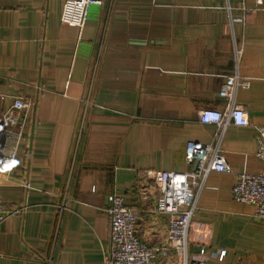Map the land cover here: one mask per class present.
Segmentation results:
<instances>
[{
  "label": "crops",
  "instance_id": "crops-1",
  "mask_svg": "<svg viewBox=\"0 0 264 264\" xmlns=\"http://www.w3.org/2000/svg\"><path fill=\"white\" fill-rule=\"evenodd\" d=\"M101 1L81 26L80 0H0V128L16 99L34 102L11 170L0 174L5 209H24L0 225V264H102L112 194L136 211L144 243H163L169 216L152 212L158 192L145 177L193 170L186 145L213 141L216 127L199 113L225 109L219 92L235 42L251 83L238 94L250 125L227 129L222 154L234 173L264 171V7L229 0L253 9L242 21L226 0ZM234 173L208 177L192 261L264 264V219L233 199ZM221 251L222 262L211 257Z\"/></svg>",
  "mask_w": 264,
  "mask_h": 264
},
{
  "label": "built area",
  "instance_id": "built-area-1",
  "mask_svg": "<svg viewBox=\"0 0 264 264\" xmlns=\"http://www.w3.org/2000/svg\"><path fill=\"white\" fill-rule=\"evenodd\" d=\"M84 4L83 26L91 5L101 4V0H80ZM226 9L229 13L239 10L244 20L246 14L253 9L244 5L233 7L229 0ZM256 7H264V0H255ZM244 48L242 44L234 43L233 72L226 77L220 98L226 102L223 111L204 110L199 113V121L203 125H215L213 141L203 145L190 142L186 145L185 161L194 166L189 172L153 171L146 175L147 181H152L158 192V197L152 212L158 215H168V233L165 241L159 245H147L138 235V215L128 207L122 197L112 194L108 197L109 206L106 209L110 224V246L103 252L102 264H208L190 259L189 234L194 216L199 210L198 202L201 193L206 188L208 177L212 173H234L222 154V143L230 126L247 127V113L238 103V94L250 89V81L244 79L239 71ZM34 102L28 99H16L10 111L3 114V124L0 128V174H7L17 157L19 145L24 140L26 124L31 118ZM256 156L264 162V126L259 128L258 148ZM196 166V168H195ZM236 184L233 189V199L241 204L250 205L255 209V216L264 219V171L259 174L234 173ZM26 187L30 185L27 183ZM71 199L64 198L58 207L61 212L69 209ZM24 209L6 210L0 199V225L7 219L21 214ZM204 253V251H202ZM226 251L212 254L211 257L223 261ZM175 256V261L169 259Z\"/></svg>",
  "mask_w": 264,
  "mask_h": 264
},
{
  "label": "water",
  "instance_id": "water-1",
  "mask_svg": "<svg viewBox=\"0 0 264 264\" xmlns=\"http://www.w3.org/2000/svg\"><path fill=\"white\" fill-rule=\"evenodd\" d=\"M195 168H196V166H195Z\"/></svg>",
  "mask_w": 264,
  "mask_h": 264
}]
</instances>
